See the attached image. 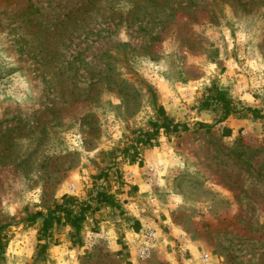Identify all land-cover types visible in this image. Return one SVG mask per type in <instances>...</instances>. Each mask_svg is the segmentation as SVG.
Instances as JSON below:
<instances>
[{"label": "rangeland", "instance_id": "rangeland-1", "mask_svg": "<svg viewBox=\"0 0 264 264\" xmlns=\"http://www.w3.org/2000/svg\"><path fill=\"white\" fill-rule=\"evenodd\" d=\"M66 12L93 22L43 55ZM159 106L180 130L142 145ZM99 190L81 232L33 218ZM1 224L0 264H264V0H0Z\"/></svg>", "mask_w": 264, "mask_h": 264}, {"label": "trees", "instance_id": "trees-1", "mask_svg": "<svg viewBox=\"0 0 264 264\" xmlns=\"http://www.w3.org/2000/svg\"><path fill=\"white\" fill-rule=\"evenodd\" d=\"M93 3V2H92ZM61 5H59L60 8ZM63 8V7H62ZM87 9L86 11H88ZM85 11V12H86ZM84 12V13H85ZM73 13L69 14L68 12L62 13L59 15H44L41 16L37 20L40 21V25L43 26V29H38L33 32V36H35L40 45H43V55L51 56L52 58L59 55L60 48L57 45V39L59 37H69L72 39L76 34H78L77 29L80 28V25L92 24L93 21H87L86 17L83 14ZM64 16L62 18L61 16ZM102 29V28H101ZM99 29L98 32L101 30ZM42 33L43 35L37 36V34ZM52 40L55 41L56 44H53ZM35 50H33L34 52ZM42 49L37 52H43ZM81 51H78L80 54ZM43 55H39L40 57H44ZM41 57V58H42ZM34 58H37L34 56ZM209 95L206 97L203 105L205 107L211 105V102H215L221 104L222 107V119L230 116L235 113L238 109L235 107L234 101L232 98L228 97L224 90L220 88H210ZM248 110L253 112L255 117H262L263 113L257 108L248 107ZM158 112L161 115V119L158 121H152V128L145 130L138 136V142L142 145H152L154 139H156L161 129H163L166 133L171 131L180 130L179 123H172L168 120L167 115L165 114V110L163 107L158 108ZM187 126L184 124L183 129ZM125 156H128L130 152L129 147H124ZM138 148L136 149L133 155H130L129 162H135L136 155L138 154ZM103 205L120 207V202L115 199L114 195L108 193L106 191H97L94 200H81L73 195L64 194L62 196V202L56 203L54 207H51L47 210V212L38 211L34 214L33 218L41 217L43 220L42 229L44 232L50 231L54 226L60 224H66L70 227L71 232H81L84 228L89 217L95 213L98 209H101ZM6 225L1 224L0 230L3 229ZM2 234L0 232V248L2 247Z\"/></svg>", "mask_w": 264, "mask_h": 264}, {"label": "built area", "instance_id": "built-area-1", "mask_svg": "<svg viewBox=\"0 0 264 264\" xmlns=\"http://www.w3.org/2000/svg\"><path fill=\"white\" fill-rule=\"evenodd\" d=\"M143 236L147 240V242H148L147 244L148 245L145 244V246H142L140 248L139 254L141 256H145V255L148 254V251L150 250L149 243H152V242H154V241L159 239L158 232L156 230H154V229L145 230L143 232ZM201 258H202V260L204 262H208L210 260V254L208 252H205V253L202 254Z\"/></svg>", "mask_w": 264, "mask_h": 264}]
</instances>
